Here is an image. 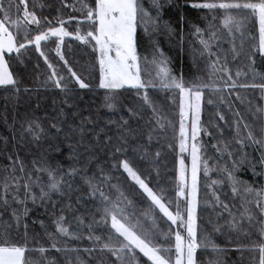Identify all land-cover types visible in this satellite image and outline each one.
<instances>
[{"label": "trees", "instance_id": "trees-1", "mask_svg": "<svg viewBox=\"0 0 264 264\" xmlns=\"http://www.w3.org/2000/svg\"><path fill=\"white\" fill-rule=\"evenodd\" d=\"M74 1L45 0L44 10L47 8L48 14L47 21L43 22L46 27L48 21L51 22V27H57V19L61 13L65 19H83L82 13L74 9ZM210 1L212 0H207ZM86 2L94 5V0ZM204 2L206 0H159L160 7L155 8L153 0H141L148 16L137 29V54L141 60H149L151 55L162 53L173 76L182 78L186 85L195 82L208 86L203 90L204 106L198 138L199 145L203 148V183L197 217L201 235L210 234L221 251L213 252L210 248L203 247L198 249L197 264H214L217 259L222 264H252L253 256L258 261V252L252 253L246 249L261 241L263 217L253 211L256 213L254 215L249 209L245 213L240 203L232 202L231 207L225 209V204L220 200L218 208L212 176L215 180L225 177L227 173L224 169L230 170L233 167L235 153L238 158V163L235 164L241 173L238 177L262 190L264 171L260 167L262 156L259 150L262 119L257 117L255 111L263 106L264 89L251 85L264 84L259 75L255 78L253 75L254 72L264 74V56L258 52L254 54V45H258L255 20L247 22L242 36L237 32L230 35L226 31L224 33L228 39H223L221 36L224 33L219 31L221 28L217 22L218 16L212 15V11L207 9L193 7L194 4ZM37 9L44 12L40 6ZM71 22L73 25L77 24L73 20ZM78 25L84 27L85 22L78 21ZM197 28L201 29L200 33H197ZM213 32H216L215 38H211ZM36 34L37 30L31 31L29 35ZM201 40L209 42L208 49L204 48ZM69 42L70 46L65 50L68 61L89 84V88L80 89L68 68L59 63L55 55H51L54 69L59 76L64 77V83L68 86L67 91L57 88L54 81L49 79L51 69L33 45L19 57L12 54L9 59L10 71L18 81L17 87L0 86V181L12 174L14 160L24 166L25 171L21 173L18 163L15 172L16 176L23 177L21 180L24 182L37 177L42 182V176L47 178V172L37 170L42 166L56 170L58 178L62 173L65 174L64 186L59 192H50L43 201L38 195L39 202L36 206L31 205L27 215L22 216L19 230L12 217V209L16 208L22 213L23 208L14 207L11 202L8 206L0 202L5 215L10 219L12 233L22 239L24 225H27L30 249L28 257L41 264H45L43 257H52L56 264H96L95 257L99 254L100 243L88 237L99 236L102 242L109 235V226L101 220L99 210L102 209V204L99 195L94 197L82 178L86 174L96 177L106 195L115 197L112 185L118 186L127 200L132 202L128 208L129 213H134L132 222L134 223L133 219H139L146 227H152L154 223L157 230L154 242L160 245L172 244L173 236L166 241L163 233L171 229L174 234L176 227L160 214L139 186L130 180L120 167V162L127 160L154 191L161 192L174 204L176 200V205L182 202L175 197L179 157L177 94L174 90L161 89L157 85L142 89L139 94L135 89H121L118 92L121 97L117 103L118 108L108 109L104 103L105 90L99 88L96 81L91 83L86 79L88 71L93 75L94 69L96 70L93 55L91 54L92 58L88 57L80 40ZM229 74L231 80L228 79ZM233 83L235 87H231ZM244 85L248 87H243ZM145 92L156 107V114H153L152 107L144 103ZM247 115L256 120L254 124L250 123ZM32 120L37 121L44 130L39 138L25 130ZM247 123L250 128L245 129L244 125ZM248 131H252L253 140H259V144L247 139ZM205 163L209 169L207 175L204 173ZM256 165L259 168L257 177L251 172V168ZM72 169H77V173L67 175ZM102 175L109 177V181L103 182L100 179ZM29 176L31 180H28ZM220 193L229 201L225 190ZM146 212L149 216L144 215ZM249 215L251 220L248 219ZM60 216L65 217L63 225L70 228L71 237L61 243V251H57L52 248L49 236H56L55 222ZM234 217L235 222L240 225L239 230L229 227ZM2 220L0 217V221ZM216 228H220V231H216ZM210 229L214 232L213 236ZM40 247L47 251H32ZM74 249L79 251H73ZM139 258L142 262L146 261L141 254Z\"/></svg>", "mask_w": 264, "mask_h": 264}, {"label": "snow or ice", "instance_id": "snow-or-ice-1", "mask_svg": "<svg viewBox=\"0 0 264 264\" xmlns=\"http://www.w3.org/2000/svg\"><path fill=\"white\" fill-rule=\"evenodd\" d=\"M20 5H24L23 22L19 17ZM16 8L17 17L13 19L12 8ZM153 7L159 8V0H153ZM193 7L207 9L209 11L220 10L223 13L221 19V26L228 34L232 35L236 32L243 33V29L249 20H255L258 23L259 28V42L258 45H254V54L258 52L261 56H264V0H213V2H204L194 4ZM80 11L82 14L86 13L85 21L91 22V30L81 34L78 28L75 33V38L82 41L85 44H90L94 41L93 49L97 56V62L99 65V85L98 87L105 90L104 103L108 108H114L117 103L118 92L121 89H135L139 94L142 89H146L149 86L155 87L154 81L145 82L141 79V66L140 57L137 54V29L140 23L148 16V13L142 6L141 0H94V6L90 2H82ZM0 86L17 87L18 81L14 78L12 72L9 71V63L6 61V54L15 53L18 57L22 55V50L27 49L29 46L34 45L35 50L45 59V63L49 68H53V65L48 63V58L41 50V43L48 41L49 38H56V53L61 60L67 65L64 55L61 52V47L64 43L66 36L72 35L64 27L66 23L63 20L58 21L59 26L48 27L45 31L37 30L35 36H30L31 29L29 25H36L39 27L41 24L40 19L37 17L35 11H29L25 0H18V3L13 4V0H8L7 7L4 6V0H0ZM215 19V17H214ZM51 23V22H49ZM211 27V26H210ZM13 29L15 31H13ZM201 29L197 28V33H200ZM21 34H23V42H21ZM216 37V32L212 33L211 38ZM201 44L205 49L209 48V42L201 40ZM235 50V49H234ZM163 54H160V58L154 59L153 63L160 65L157 72V78L159 79L160 86L166 89L179 90L180 94V124H179V150L181 157L178 160L177 169V181L178 188L177 197H184L187 189V207L185 219L183 210L180 204L177 203L176 211H170L171 202L165 203L163 194H158L149 186V184L138 174V172L130 165L127 160L120 162V167L128 174V177L139 186V189L146 194L147 198L151 201L152 205L159 209L161 213L172 225L176 226L174 232V245L168 244L167 247L156 244V226L153 223L152 227H145L139 219L133 223L132 216L134 213H129L128 208L132 202L127 200V197L116 185H112L116 195L112 197L106 195L103 191L102 184L97 181L95 176L82 177L84 182L88 185L91 194L95 197L99 195V199L102 204L100 209L101 220L105 225H109V235L103 243L101 237L89 236L90 240L100 243L99 251L101 253H109L115 259L112 264H197L196 253L200 248H210L213 252H219L220 249L214 244L211 239V235L205 233L201 235L197 224V192H198V172L201 166V148L198 147L197 138L201 133L200 127V112H201V100L203 96V90L208 87L203 83H191L186 85L182 78H177L172 75L170 69H168L167 62L163 58ZM254 63V62H253ZM71 73V77L74 82L79 85L80 89L89 88L84 79L77 75L72 68H68ZM226 71V70H225ZM239 76V73H237ZM255 76L259 75L260 79L264 80V74L253 73ZM49 79L53 80L55 86L62 91H67L68 86L64 83V77L59 76L55 69H53ZM228 79L232 77L229 74ZM128 86V88H125ZM227 86V85H226ZM235 87V83L231 85ZM243 87H248L244 85ZM251 87H259L264 89V84L251 85ZM17 91L19 89L17 88ZM239 98V97H238ZM144 103L149 107H152L153 114L157 113V109L152 105L147 93L143 96ZM211 103V101H209ZM131 111V109H129ZM191 117V184L189 186L187 181V168L185 165V159L183 153L189 151V132L186 126V121ZM237 115H239L237 113ZM223 119V117H221ZM127 122L125 121V124ZM157 123L160 124V120L157 119ZM55 127V125H53ZM163 127V125H161ZM248 125L245 124L244 128L248 129ZM27 132L33 134L34 137L39 138L40 134L44 131L41 125L35 121H29L28 126L25 129ZM264 131V129H262ZM151 137H149L150 139ZM247 139L253 140L252 131H248ZM254 143L259 144V140H253ZM119 151V149H117ZM231 155V154H230ZM19 163V171L23 173L25 171L24 166L18 160H14L11 167V175L5 176L0 181V202L8 206L10 204L8 200V194L12 192V189H19L20 181L23 177L15 175L16 165ZM243 163V161H241ZM264 163V161H262ZM236 164L234 162L233 169L224 171L227 173V179L232 186L233 193L240 191V186L243 187V191L246 196L255 195L256 206L264 214V190H256L250 185H246V182L240 180L235 175ZM38 171H44L48 173V184L45 191L41 187L40 199L43 201L49 196L50 192H59L61 186L64 183L63 175L58 178L56 170L47 166H42L37 169ZM7 171V169H6ZM102 171V170H101ZM208 165L204 164V173L208 174ZM77 169H72L67 175H75ZM264 174V173H262ZM103 182H108L109 177L102 175L100 178ZM31 180V176L28 177ZM216 181H213L215 184ZM25 190V199H19L15 192H12V199L17 204H24L27 199L31 184L25 182L23 184ZM32 200L35 203L37 197L33 194ZM219 202V197H216ZM127 201V203H125ZM227 209V205H224ZM28 209L25 207L23 212H19L18 209H12V217L16 221L17 230L22 216H26ZM248 209H245V213ZM145 216H149V213H144ZM243 217V214H242ZM65 217L60 216L56 224V232L62 235H67L69 229L63 225ZM251 220V215L248 216ZM233 230H239L240 225L235 222V217L229 225ZM91 228V225H89ZM216 231H220V228H216ZM261 241L254 243L246 250L252 253L258 252V261L253 256L252 264H264V227L260 229ZM166 241L170 240L173 236L171 229L167 233H163ZM51 238V234H50ZM28 230L27 225H24V235L22 239H18L13 233L11 226H6L3 231H0V264H41V262L33 261L28 257ZM52 248L57 251H61L56 247V244H52ZM174 249V259H173ZM95 249H93L94 251ZM243 251L244 249H238ZM32 251H38L45 253L47 249L40 247L38 249H32ZM67 251V249H64ZM73 251H79L74 249ZM85 251H89L85 249ZM139 254L146 257V261H141ZM48 264H54V262H48ZM214 264H222L217 259Z\"/></svg>", "mask_w": 264, "mask_h": 264}, {"label": "rangeland", "instance_id": "rangeland-1", "mask_svg": "<svg viewBox=\"0 0 264 264\" xmlns=\"http://www.w3.org/2000/svg\"><path fill=\"white\" fill-rule=\"evenodd\" d=\"M44 1L45 0H25V2H26V4H27V6H28V10L29 11H35L36 12V15H37V17L40 19V21H41V24L39 25V27L38 26H36V25H29V28L31 29V31H36V30H41V31H45V30H47V28L48 27H50V25H49V21H48V26L46 27V25H45V22H43L44 20H46L47 21V8H46V10H44V7H45V5L46 4H44ZM76 1V3L75 4H77V6L75 5V4H72L73 6H74V9L75 10H77L79 13H81V11H80V8H81V3L82 2H86V0H75ZM74 1V2H75ZM210 2H213V0L212 1H210ZM16 3H18V0H13V4H16ZM32 3V4H31ZM7 5H8V0H4V6L5 7H7ZM33 5V6H32ZM39 6H40V8L41 9H43L44 10V12H41V11H39L38 9H37V7L39 8ZM94 6V5H93ZM23 11H24V5H20V11H19V17L21 18V20H22V22H23ZM216 13H218V14H216ZM0 15H2V14H0ZM84 17H85V15H86V13H84V14H82ZM212 15H217L218 16V18H217V22H219L220 23V30L219 31H221L220 33L221 34H223L224 32H226V30H224L223 28H222V26H221V19H222V16H223V13H222V11H220V10H214V11H212ZM12 16H13V19H15L16 17H17V12H16V8L15 7H13L12 8ZM55 17H57V15H55ZM83 17V19H80V18H78V17H75V18H68V19H65V17H64V15L61 13V15H59L58 16V19H57V21H60V20H63V21H65L66 23L64 24V27L66 28V30L68 31V32H70V33H72V35H69V36H66L65 38H64V43H63V45H62V47H61V52H62V54L64 55V58H65V60H67V65H65V63H64V61L63 60H61L60 58H59V56L57 55V53H56V44H57V40H56V38H49V40L48 41H43L42 43H41V50L45 53V55L47 56V58H48V63H50V64H52V62H51V60H50V56L51 55H55L57 58H58V60L57 61H59V63H62V64H64V66L65 67H67V68H72L73 69V71H75L74 70V68L72 67V65L69 63V61H68V58H67V56H66V54H65V50H66V47H69L70 46V42H69V40H75L76 38H75V33H76V31H77V29L79 28L80 29V31H81V34H83V33H86L87 31H90L91 30V22L90 21H85V18ZM75 21V22H77V24L76 25H73L72 24V22L71 21ZM78 21H84L85 22V26L84 27H80L79 25H78ZM59 26V25H58ZM214 27V24H212V28ZM246 27H247V23H246V25H245V28L243 29V33L241 34V36L243 35V34H245V29H246ZM73 28L75 29V30H73ZM13 31H15L14 29H13ZM30 31V32H31ZM257 32H258V42H259V28H258V23H257ZM238 34L239 33H241V32H237ZM30 34V33H29ZM226 36V33H224L223 34V36H221L223 39H228L227 37H225ZM21 42H23V35L21 34ZM81 43H82V45L84 46L83 48L88 52V57L89 58H92V56H91V54L93 55V62H95L96 64H94V68H96V70L94 69V73H93V75L91 74V72H89L88 71V73H87V76H86V79H87V81H91V83H94L95 81H96V83H98V85H99V65H98V62H97V56H98V53H96L95 51H94V49H93V45H94V41H92L90 44H85V43H83L82 41H81ZM33 47H35L34 45H33ZM28 48H30V46L28 47ZM27 48V49H28ZM27 49H25V50H22V53H24V52H26L27 51ZM38 53V52H37ZM12 54H15V53H11V54H6V56H5V58H6V61L9 63V65H10V57H11V55ZM39 54V53H38ZM157 54V53H156ZM39 56L41 57V59L45 62V59H44V57H42L40 54H39ZM139 56V55H138ZM158 58H160V54L158 53V55L157 56H155V55H151L150 56V59L149 60H147V59H143V60H141V58H140V66H141V79L143 80V81H145V82H148V81H154V82H156V85L157 86H159L161 89H163V87H161L160 86V82H159V79L157 78V72H158V70H159V67H160V65H158V64H156V63H153V61H154V59H158ZM164 60H166V62H167V59L166 58H164V56L162 57ZM46 65L48 66V64L46 63ZM53 65V64H52ZM167 67H168V64L166 65ZM54 65H53V68H50L51 69V73H52V71H53V69H54ZM98 67V68H97ZM49 68V67H48ZM168 69H169V67H168ZM9 71H10V67H9ZM11 72V71H10ZM76 72V71H75ZM77 73V72H76ZM79 73V72H78ZM77 73V75H79ZM89 73H90V75L91 76H89ZM80 76V75H79ZM14 78H15V76H14ZM16 79V78H15ZM86 82V81H85ZM79 86V85H78ZM4 87V86H3ZM125 88H128V86H125ZM174 93L175 94H177V97H178V99H177V111H178V115H179V106H180V94H179V90L178 89H175L174 90ZM120 95H118V98H117V103L118 102H120ZM117 103H116V106L114 107V109H116V108H118L117 107ZM203 106H204V97L202 96V100H201V112H200V127H201V114H202V110H203ZM108 108V107H107ZM108 109H110V108H108ZM112 109V108H111ZM124 109H126V107L124 106ZM255 113H256V115H257V117H261V122H262V129H264V102H263V106H261L260 107V109L259 110H256L255 111ZM248 116V115H247ZM249 117V120H250V123H253L254 124V122L256 121L255 119H253L251 116H248ZM179 124H180V115H179V120H178V128H177V134H178V138H177V147H178V153H179V157H178V160L180 159V157H181V153H180V150H179ZM247 125L249 126L250 124H248L247 123ZM186 126H187V128H188V132H189V151H187V152H185V153H183L182 155H183V157H184V159H185V165H186V168H187V173H186V175H187V181H188V184H189V186H190V184H191V153H190V145H191V143H192V141H191V117H190V115H189V119L186 121ZM250 128V127H249ZM262 129H261V132H259L260 133V139H261V144H260V149L259 150H261V156H262V161H264V131H262ZM198 138H199V136H198ZM198 138H197V144H198V147H200L201 148V146L199 145V141H198ZM203 151V148H201V152ZM200 155H201V153H200ZM178 160H177V169H178ZM233 160H234V162L235 163H238V158L236 157V154L234 153V155H233ZM261 167V171H264V163H262V166H260ZM123 169V168H122ZM177 169H176V179H177ZM233 169V167H230V170H232ZM238 169L239 168H237L236 167V169H235V175L238 177V175L239 174H241L239 171H238ZM258 166L256 165V166H253L252 168H251V172H253L254 173V175H255V177H257L258 175H257V171H258ZM126 173V172H125ZM127 174V173H126ZM201 174H202V165L200 166V171L198 172V185H197V187H198V192H197V200H198V205H197V211H198V208H199V196H200V192H201V183H203V181H202V178H201ZM128 175V174H127ZM130 178V177H129ZM239 178V177H238ZM212 179H213V181H216V183L214 184L215 185V187H216V192L214 193V195H215V200H216V197H219V201L221 200V201H223V203L225 204V205H227V207H231V203L233 202V203H240V205H242L243 207H244V209H249L250 211H252V213L254 214V212H256L257 214H259L261 217H263L262 218V221L264 220V214H262L261 213V211H260V209L256 206V197H255V195L253 194V195H251V196H246V194L244 193V191H243V187L244 186H240V191H238L237 193H233V191H232V186H231V184H230V182L228 181V179H227V175L225 176V177H222L220 180H215V178L212 176ZM240 180H242V181H244V182H246L245 180H243L242 178H239ZM131 180V179H130ZM213 181H212V183H213ZM30 182V184H31V190H30V193H29V195H28V197H27V199L25 200V203L24 204H17L13 199H12V192H15L16 194H17V196H18V198L19 199H25V190H24V188H23V184L25 183L24 181H20V187H19V189L17 190V189H12V192H10L9 194H8V200H9V202H11L12 203V205L14 206V207H17V208H27V209H29L30 208V206L32 205V206H36L37 205V203L39 202V197H38V195H40V192L39 193H37L38 191H41V187L42 186H44L45 188H44V190L47 188V184H48V177L47 178H43V176H42V182H43V184H42V182H41V180H40V178H38L37 177V179H35V180H31V181H29ZM28 182V183H29ZM134 182V181H133ZM135 183V182H134ZM246 185H249L247 182H246ZM64 186V184L61 186V188ZM251 186V185H250ZM252 188H254V189H256V187H254L253 185L251 186ZM179 190V188H178V181H177V190H176V192H175V197L176 198H179L182 202L181 203H179L180 204V207H181V209L183 210V215H184V217H185V219L187 218V216H186V207H187V189H186V194H185V196L184 197H177V195H176V193H177V191ZM222 190H225L227 193H228V196H229V201L228 200H225L224 199V197L222 196V194L220 193V191H222ZM256 190H258V189H256ZM262 190H264V185L262 186ZM158 194H161V192H157ZM35 195L36 197H37V199H36V201H35V203L33 202V200H32V195ZM164 200H165V203H167V202H171V207H170V211H173V212H175L176 211V202H177V200H176V202H175V204L173 203V201L172 200H169V199H167V198H165L164 197ZM216 202H217V200H216ZM230 202V203H229ZM218 208H219V205H218V202H217V205H216ZM158 209V208H157ZM158 211H159V209H158ZM254 211V212H253ZM160 212V211H159ZM255 213V214H256ZM160 214L165 218V219H167V217H165L164 215H163V213H161L160 212ZM254 214V215H255ZM234 215L236 216L237 214L234 212ZM0 217H2L3 218V220L2 221H4V223L2 222V221H0V231H3V229L6 227V226H9L10 225V219H9V217H7L6 215H5V209L3 208V207H1L0 206ZM132 217H134V216H132ZM134 220V223L137 221V220H135V219H133ZM168 220V219H167ZM140 222H141V220H139ZM169 221V220H168ZM170 223H171V221H169ZM142 224H143V222H141ZM197 224H198V217H197ZM145 227H146V225L145 224H143ZM65 226V225H64ZM109 228H110V222H109ZM175 226V225H174ZM66 228H68L67 226H65ZM176 227V226H175ZM69 229V232H68V234L67 235H62V234H60V233H57L56 234V236H54V237H52V235H51V238H50V236H49V241H50V244L52 245L53 243H55L56 244V247H60V244L61 243H63L67 238H69V237H71V233H70V228H68ZM177 230V229H176ZM210 231V233H212V236L214 235V232L210 229L209 230ZM73 235V234H72ZM74 236H76V235H74ZM106 238H104V240H105ZM104 240L102 241V242H100V243H103L104 242ZM65 245H66V243H65ZM100 245V244H99ZM172 245H174V234H173V243H172ZM163 246H165V247H167L168 246V244H164ZM173 259H174V249H173ZM141 256H142V258L144 259V260H147V258L146 257H143V255L141 254ZM96 258V264H112V261L115 259L114 257H112L109 253H101L100 251H99V254H98V256H96L95 257ZM42 261H44L45 262V264H48V262H54V264H56V261L51 257V259L50 258H42ZM80 263H83V261L82 260H80ZM84 264V263H83ZM149 264H150V262H149Z\"/></svg>", "mask_w": 264, "mask_h": 264}]
</instances>
